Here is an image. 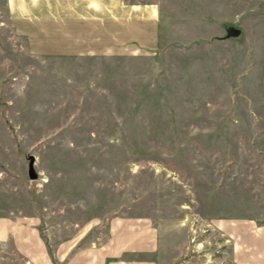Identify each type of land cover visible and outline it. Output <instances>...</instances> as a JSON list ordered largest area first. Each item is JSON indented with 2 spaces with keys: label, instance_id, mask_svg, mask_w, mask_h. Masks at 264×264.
Wrapping results in <instances>:
<instances>
[{
  "label": "rangeland",
  "instance_id": "obj_1",
  "mask_svg": "<svg viewBox=\"0 0 264 264\" xmlns=\"http://www.w3.org/2000/svg\"><path fill=\"white\" fill-rule=\"evenodd\" d=\"M121 1L149 37L67 53L0 0V218L146 223L165 264H236L224 222L264 224V0ZM0 264L26 263L6 240Z\"/></svg>",
  "mask_w": 264,
  "mask_h": 264
},
{
  "label": "crops",
  "instance_id": "obj_2",
  "mask_svg": "<svg viewBox=\"0 0 264 264\" xmlns=\"http://www.w3.org/2000/svg\"><path fill=\"white\" fill-rule=\"evenodd\" d=\"M16 1L9 12L18 32L32 44L39 40L67 53L116 52L135 45L137 36L151 35V10L144 8L136 17L134 7L121 0ZM39 223L38 217L0 218V241L9 240L26 264H165L167 246L155 245V232L146 223L122 226L120 219H109L104 239L96 233V220L77 224L63 236L52 229L45 236ZM224 232L236 264H264V224L229 219Z\"/></svg>",
  "mask_w": 264,
  "mask_h": 264
},
{
  "label": "water",
  "instance_id": "obj_3",
  "mask_svg": "<svg viewBox=\"0 0 264 264\" xmlns=\"http://www.w3.org/2000/svg\"><path fill=\"white\" fill-rule=\"evenodd\" d=\"M30 172H31V175L33 176V175H34V174H33V171L31 170Z\"/></svg>",
  "mask_w": 264,
  "mask_h": 264
}]
</instances>
